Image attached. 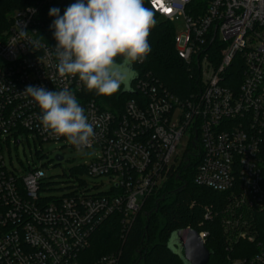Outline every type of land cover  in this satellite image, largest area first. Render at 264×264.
I'll return each instance as SVG.
<instances>
[{"label": "built area", "instance_id": "1", "mask_svg": "<svg viewBox=\"0 0 264 264\" xmlns=\"http://www.w3.org/2000/svg\"><path fill=\"white\" fill-rule=\"evenodd\" d=\"M75 2L35 0L0 27V264H119L121 250L87 261L95 232L118 216L125 244L147 199L190 159L199 161L195 184L226 195L224 247L242 254L227 255V264H264V0H144L155 25L173 27L176 54L194 86L179 98L136 70L131 92L141 97L120 114L88 100L78 75L58 74L49 10L63 16ZM178 18L184 32L177 35ZM29 85L73 93L94 126L90 144L78 150L44 131L41 109L24 93ZM30 136L76 151L99 149L86 174L108 178L110 190L71 188L64 197L41 199L44 170L9 169L4 157ZM198 235L206 245L208 233Z\"/></svg>", "mask_w": 264, "mask_h": 264}, {"label": "trees", "instance_id": "2", "mask_svg": "<svg viewBox=\"0 0 264 264\" xmlns=\"http://www.w3.org/2000/svg\"><path fill=\"white\" fill-rule=\"evenodd\" d=\"M34 3L35 0H0V27L9 24V18L16 10ZM174 38L173 27L155 25L149 43L151 52L143 65L134 64V68L142 79L150 74L159 80L158 87L184 98L193 89L194 80L176 54ZM117 62H122V58L117 57ZM133 87L134 83H131ZM131 88L126 93L120 88L115 94L105 96L97 95L85 86V95L88 100L120 114L127 102L141 97L131 92ZM198 166V160L190 159L178 175L169 177L162 188L147 199L125 244L120 239L119 217L109 218L93 235L91 247L85 254L87 261L94 263L121 250L119 264H184L182 254L174 252L170 244L177 232L186 229L208 233L205 246L211 254L209 264H227V255L242 256L225 250L221 213L227 198L225 194L195 184ZM73 174L87 175L86 166L74 170Z\"/></svg>", "mask_w": 264, "mask_h": 264}, {"label": "clouds", "instance_id": "3", "mask_svg": "<svg viewBox=\"0 0 264 264\" xmlns=\"http://www.w3.org/2000/svg\"><path fill=\"white\" fill-rule=\"evenodd\" d=\"M49 15L55 17L50 27L56 45L51 52L58 60L59 76L78 75L97 95L111 96L122 85L127 89L138 76L134 64L151 52L148 36L156 20L144 0H76L63 16L58 8L50 9ZM20 35L27 39L26 31ZM28 42L41 46L38 41ZM24 93L41 109L44 131L66 137L78 150L90 144L94 126L68 89L49 91L29 85Z\"/></svg>", "mask_w": 264, "mask_h": 264}, {"label": "rangeland", "instance_id": "4", "mask_svg": "<svg viewBox=\"0 0 264 264\" xmlns=\"http://www.w3.org/2000/svg\"><path fill=\"white\" fill-rule=\"evenodd\" d=\"M174 25L177 35L184 32L182 19H176ZM131 83L127 89L122 85L121 88H123V91H129ZM186 141L187 139L185 137L181 142L179 151H184ZM99 155L100 150L97 148L76 151L69 147H63V143L40 144L34 141L31 136L29 139L25 137L22 144L18 147L12 145L9 150L5 149L4 151L5 161L9 169L14 168L17 171H22L23 168H27L28 164H30L31 167L34 166L44 170L46 174L44 181L46 189L41 192V199L64 197L70 194L71 188H79L80 190L89 189L95 194L108 192L111 188L108 178L94 179L87 175L73 174L74 170L89 165ZM56 156L63 157V161L58 163L55 160ZM170 246L174 252H180L174 239Z\"/></svg>", "mask_w": 264, "mask_h": 264}, {"label": "water", "instance_id": "5", "mask_svg": "<svg viewBox=\"0 0 264 264\" xmlns=\"http://www.w3.org/2000/svg\"><path fill=\"white\" fill-rule=\"evenodd\" d=\"M135 80L136 78L132 82ZM55 160L61 163L63 157L56 156ZM173 239L179 253L182 254L184 264H209L211 254L196 231L190 229L179 231Z\"/></svg>", "mask_w": 264, "mask_h": 264}]
</instances>
